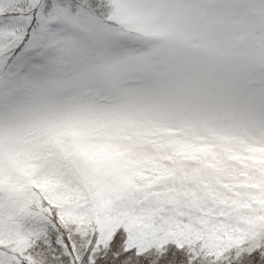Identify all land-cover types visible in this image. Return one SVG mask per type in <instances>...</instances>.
Returning <instances> with one entry per match:
<instances>
[{"label":"snow or ice","instance_id":"6c2138e0","mask_svg":"<svg viewBox=\"0 0 264 264\" xmlns=\"http://www.w3.org/2000/svg\"><path fill=\"white\" fill-rule=\"evenodd\" d=\"M0 264H264V0H0Z\"/></svg>","mask_w":264,"mask_h":264}]
</instances>
